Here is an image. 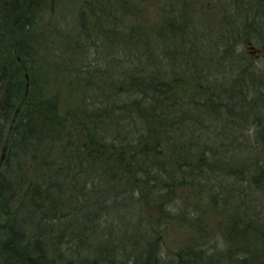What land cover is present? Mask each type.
Segmentation results:
<instances>
[{
  "label": "trees",
  "instance_id": "16d2710c",
  "mask_svg": "<svg viewBox=\"0 0 264 264\" xmlns=\"http://www.w3.org/2000/svg\"><path fill=\"white\" fill-rule=\"evenodd\" d=\"M44 1L0 0V264H74L82 253L83 264L120 263L129 256L128 243L138 249L132 264H214L203 247L167 254L165 262L160 257L171 197L200 183L205 160L194 154L192 161L195 142L179 139L185 103L179 96L185 91L175 88L178 74L166 85L160 81L157 51L147 36L134 45L142 47L134 55L112 60L87 28L99 30L105 11L83 12L79 29L93 59L66 62L71 85L80 90L79 105L61 111L37 88L29 45L18 46ZM197 66H191L193 77ZM59 146L61 154L53 156ZM14 199L20 202L11 211ZM153 209L155 226L145 216L138 243L128 233L115 235L121 223L129 230L137 214L154 216ZM104 224L108 241H100ZM49 246L59 249L58 262ZM255 258L247 254L231 264H257Z\"/></svg>",
  "mask_w": 264,
  "mask_h": 264
},
{
  "label": "rangeland",
  "instance_id": "374dc122",
  "mask_svg": "<svg viewBox=\"0 0 264 264\" xmlns=\"http://www.w3.org/2000/svg\"><path fill=\"white\" fill-rule=\"evenodd\" d=\"M255 1L263 6L264 0H45L30 31L19 40L18 46L29 45L33 53L37 88L45 98H55L61 111L70 104L79 105L80 90L76 84L72 87L66 62L93 59L79 29L83 12L94 10L100 15V10L105 11L104 21L96 25L99 30L93 24L87 28L112 60L134 55L142 48L134 45L147 36L152 51H157L153 58L160 81L166 85L167 79L178 74L179 85H168L185 91L179 96L185 101L177 126L179 139L195 142L192 161L194 154L205 160L201 184L177 189L171 197L162 233L164 262L167 254L189 246L203 247L214 264H231L247 254H255L257 264H264V58L251 61L244 56L246 64L251 62V73L239 72L235 62L236 54L247 50L245 39L264 43V11L248 9ZM197 49L202 53L197 54ZM192 65H198L197 77L192 76ZM27 71L22 73L24 85ZM207 87L211 93L198 94ZM60 138L65 142L63 134ZM56 148L53 156L61 154L60 146ZM162 149L167 152L168 144L163 143ZM19 202L9 201L10 210ZM156 210H152L154 216L137 214L129 230L121 223L115 235L128 233L138 243L139 237L144 238L143 220L155 219ZM109 232L104 224L100 241ZM127 245L128 257L107 264H132L138 249ZM47 249L57 261L59 249ZM83 257L85 253L74 256L73 263L83 264Z\"/></svg>",
  "mask_w": 264,
  "mask_h": 264
},
{
  "label": "flooded vegetation",
  "instance_id": "af4514ba",
  "mask_svg": "<svg viewBox=\"0 0 264 264\" xmlns=\"http://www.w3.org/2000/svg\"><path fill=\"white\" fill-rule=\"evenodd\" d=\"M255 3H256V1H255ZM261 5H263V6H260V5H258V3H256V5L251 6L248 9H250V8L253 9V10L263 9V11H264V3H262ZM240 37L241 36L239 35V40H240ZM240 42H242V39L240 40ZM245 48H247L245 53L240 52L239 54H236L237 57H236L235 62H236V64L238 63L237 69H238L239 72H249V73H251L249 71L250 68H251L250 67L251 62L246 64L245 63V57L251 59V61L259 60V59L264 58V43L254 44L252 41L245 39ZM243 57H244V59H242ZM241 61H243L242 64L239 63Z\"/></svg>",
  "mask_w": 264,
  "mask_h": 264
}]
</instances>
